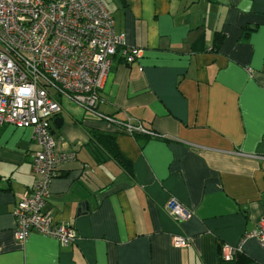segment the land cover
<instances>
[{
    "label": "crops",
    "instance_id": "obj_1",
    "mask_svg": "<svg viewBox=\"0 0 264 264\" xmlns=\"http://www.w3.org/2000/svg\"><path fill=\"white\" fill-rule=\"evenodd\" d=\"M102 1L124 44L143 51L131 64L114 55L97 110L158 136L61 98L56 149L75 159L58 165L47 206L77 239L32 231L19 243L11 211L38 146L31 128L0 125V264H218L222 244H241L237 264H264L245 237L264 218V0ZM92 131L113 137L120 162ZM170 198L186 219L168 214Z\"/></svg>",
    "mask_w": 264,
    "mask_h": 264
},
{
    "label": "built area",
    "instance_id": "obj_2",
    "mask_svg": "<svg viewBox=\"0 0 264 264\" xmlns=\"http://www.w3.org/2000/svg\"><path fill=\"white\" fill-rule=\"evenodd\" d=\"M142 51L124 44L123 33L116 32L102 0H0V125L31 128L38 146L31 156L34 180L11 211L19 243L32 231L54 237L61 245L77 239L75 228L55 221L47 206L58 165L75 159V152L56 149L51 133L61 98L91 117L114 124L118 131L158 136L139 121L117 120L97 110L114 55L119 53L131 64ZM165 209L176 221L190 214L174 198ZM245 237L256 239L264 251V218ZM172 241L177 247L190 243L186 237ZM219 253L223 260H233L241 253V244H222Z\"/></svg>",
    "mask_w": 264,
    "mask_h": 264
},
{
    "label": "trees",
    "instance_id": "obj_3",
    "mask_svg": "<svg viewBox=\"0 0 264 264\" xmlns=\"http://www.w3.org/2000/svg\"><path fill=\"white\" fill-rule=\"evenodd\" d=\"M91 133H92L91 137H93L94 140H96L98 143L100 142V143L104 144L105 149H107V148L109 149V150H107L108 154L114 156V158L120 162L119 156L116 153L117 151L115 149L113 151V147H112L113 146V144H112L113 137L110 134L107 135L101 131H92ZM109 140H110V145L108 144ZM238 258H234L233 260H230V261H226V260H223L222 258H220V262L218 264H237L238 260H236V259H238Z\"/></svg>",
    "mask_w": 264,
    "mask_h": 264
},
{
    "label": "water",
    "instance_id": "obj_4",
    "mask_svg": "<svg viewBox=\"0 0 264 264\" xmlns=\"http://www.w3.org/2000/svg\"><path fill=\"white\" fill-rule=\"evenodd\" d=\"M52 124H53V126L55 127V128H59L60 126H61V124H62V119L60 118V117H55V118H53V120H52ZM51 133L53 134L54 133V130L52 129L51 130ZM82 206V205H81ZM239 256H238V254L236 255V258H238Z\"/></svg>",
    "mask_w": 264,
    "mask_h": 264
},
{
    "label": "rangeland",
    "instance_id": "obj_5",
    "mask_svg": "<svg viewBox=\"0 0 264 264\" xmlns=\"http://www.w3.org/2000/svg\"><path fill=\"white\" fill-rule=\"evenodd\" d=\"M80 107V106H79ZM82 108V107H81ZM83 109V108H82ZM84 110V109H83Z\"/></svg>",
    "mask_w": 264,
    "mask_h": 264
}]
</instances>
